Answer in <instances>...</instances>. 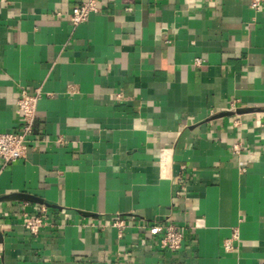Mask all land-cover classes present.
<instances>
[{
  "label": "crops",
  "instance_id": "obj_1",
  "mask_svg": "<svg viewBox=\"0 0 264 264\" xmlns=\"http://www.w3.org/2000/svg\"><path fill=\"white\" fill-rule=\"evenodd\" d=\"M87 1L0 0V133L43 92L26 159L0 161V264H264V8L97 0L73 26ZM169 218L179 252L147 227Z\"/></svg>",
  "mask_w": 264,
  "mask_h": 264
},
{
  "label": "built area",
  "instance_id": "obj_2",
  "mask_svg": "<svg viewBox=\"0 0 264 264\" xmlns=\"http://www.w3.org/2000/svg\"><path fill=\"white\" fill-rule=\"evenodd\" d=\"M248 2L250 8L256 12L264 8V0H248ZM98 12L97 0H89L73 8L69 15V21L73 26L77 27L86 23L92 14ZM197 64H199V61H197ZM42 97L43 92L40 89H37L32 94L26 90L21 92L17 102V115L20 119L19 131L15 133H0V161H2V168L26 159L28 149L31 146L30 138L34 132L38 102ZM234 150L237 152L240 149L236 146ZM46 219L47 210L43 207L40 209L39 214L35 216L23 213L22 224L31 235L37 236L45 227ZM112 226L118 229L120 236H122L128 228L134 226V223L130 220L117 219L112 223ZM147 227L160 236L159 247L161 250L169 252L182 250L185 243V230L176 225L170 218L166 222H153ZM238 240L239 232L236 230L232 238L224 242L225 251L233 252L236 249L234 243Z\"/></svg>",
  "mask_w": 264,
  "mask_h": 264
},
{
  "label": "water",
  "instance_id": "obj_3",
  "mask_svg": "<svg viewBox=\"0 0 264 264\" xmlns=\"http://www.w3.org/2000/svg\"><path fill=\"white\" fill-rule=\"evenodd\" d=\"M18 197H20V199H22V200L30 201V199H28V198H22L23 196H18Z\"/></svg>",
  "mask_w": 264,
  "mask_h": 264
}]
</instances>
